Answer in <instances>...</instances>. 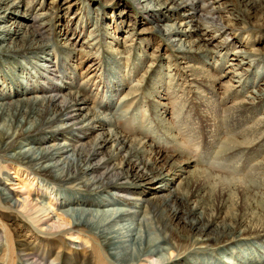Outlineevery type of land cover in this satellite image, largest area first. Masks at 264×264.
I'll return each mask as SVG.
<instances>
[{
	"label": "bare ground",
	"instance_id": "bare-ground-1",
	"mask_svg": "<svg viewBox=\"0 0 264 264\" xmlns=\"http://www.w3.org/2000/svg\"><path fill=\"white\" fill-rule=\"evenodd\" d=\"M36 1L0 0V172L8 175L0 179V205L20 216L24 225L44 239L23 240L22 256L36 260L39 254L47 253L53 256L51 264L62 260H72L71 264H264V210L259 213L254 209L251 213L246 206L255 200L249 184L262 185L264 161L251 164L248 156L239 162L245 178L232 185L222 179L213 188L210 200L204 195L211 177L206 169L209 166L189 172L185 168L190 162L181 161L165 171L172 156L161 158L150 144L116 131L113 114L107 111L113 99L97 107L85 97L91 80L99 75L103 78L104 66L106 77H110L108 72L116 76L117 60L109 61L114 68L108 69L109 63L103 64L95 49L102 38L100 23L92 24L83 42L86 55L97 57L91 75L82 80L86 84L83 87L72 81L76 68L68 61L70 53L76 51L75 42L72 44L76 37H66L67 32L60 33L57 40L46 36L51 18L48 11L40 12V7H35ZM128 1L139 12L166 20L163 24L156 21L154 31L169 44L171 56L183 61L181 68L190 72L188 77L207 89L208 95L198 90L196 96L200 99L196 98L203 108L185 112L179 127L185 131L175 128L178 135L189 137L197 132L207 145L210 138L215 141L223 133L218 128L225 127L223 135H232L219 143L227 156L218 153L216 160L221 162L220 170L234 167L237 157L245 153L244 147H253L264 138V112L256 118L258 108L250 114L244 109L264 101V82L250 91L247 101L223 108L232 114V121L228 119L230 114H221L212 94L217 81L211 71L215 65H207L209 55L215 54L220 45L208 48L206 43L215 35L205 36L208 32H230V22L220 23L221 17L214 16L216 8L206 11L210 3L203 5V0ZM89 9L83 8L79 17L86 26V17L93 13ZM94 10V17L102 13L101 9ZM246 17L249 23H256L258 30L264 29V14ZM132 33H127L128 37ZM192 35L196 37L190 41ZM56 49L63 54L59 61ZM239 56L237 62L235 57ZM255 58V54L236 50L225 73L240 78L242 73L236 71L243 66L251 68ZM64 63L72 67L70 76L64 72ZM204 66L209 73L202 71ZM218 67H225L224 62ZM112 81L104 88L115 97L122 80L119 84L116 78ZM235 81L230 88L239 87L240 81ZM133 96L129 92L123 99L131 100ZM119 115L116 119H126L123 112ZM91 132L95 133L93 138L84 141ZM159 160L163 166L157 170L155 163ZM151 165L154 168H149ZM254 167L257 173H251ZM175 170V176L181 177L182 172L190 178L185 182L184 197L198 202L192 210H184L173 195L174 178L169 175ZM232 195L238 197L235 205L229 200ZM157 199H161L162 206L155 205ZM178 213L185 229L183 235L173 233L169 223L170 216ZM53 241H61L62 246ZM190 253L198 254V258L191 261Z\"/></svg>",
	"mask_w": 264,
	"mask_h": 264
},
{
	"label": "rangeland",
	"instance_id": "rangeland-1",
	"mask_svg": "<svg viewBox=\"0 0 264 264\" xmlns=\"http://www.w3.org/2000/svg\"><path fill=\"white\" fill-rule=\"evenodd\" d=\"M209 3L210 5L207 6L206 11L216 8L214 16L221 17L219 19L221 21L220 23L228 24L230 22L231 24L228 27L230 32H208L205 37L215 35V38L210 39L206 43L208 48L220 45L216 50L218 53L215 51V54L209 55L210 60L207 65H215L211 71L217 81L212 90V94L218 102L220 109H222L221 114L222 112L226 113V115L230 114L228 119L232 121V114L223 108L241 103L243 100L247 101L246 96L250 91L252 89L257 90L259 84H262L260 82H264V74L260 73L264 71V29L258 30L256 23H249L246 17L251 15L254 18L263 15L264 0H203L202 2L203 5ZM35 7H40V12L44 10L49 13L50 17L48 18H51V26L46 36L50 37L51 40H57L60 33L64 32H67L68 36L66 37H76L77 40L72 41V44L75 42V45H73L76 51L73 50L70 53L71 60L68 61L76 68L72 81L75 84L79 83V85L82 83V80H85L91 75V65L97 59L95 55H86L85 51L87 48L83 42L88 38L89 28L92 24L100 23L102 26L100 28L102 38L97 46L98 48L95 49L99 51L97 55L99 57L102 56L103 64L106 62L109 63V61L114 63L117 60V64L115 65L116 73L114 72L116 76H111L108 72L107 75L113 78L106 77V66H104L103 78L100 75L98 78L94 77L90 83L88 82V87L82 83V86L86 87L84 91L85 97L89 100L91 106H97L102 102L106 103L110 98L113 99V105L107 111L113 114L116 131L128 137L135 136L138 139L140 138L143 142L150 144L156 152H160L161 158L172 156V161L170 160L171 162L168 164L169 166L164 165L166 167L165 171L173 163L181 161L190 162L185 168V171L188 170L189 172L209 166L206 169L211 177L208 192L204 194L207 197H205L206 199H209L211 195L214 196L212 190L218 186V183L222 179H225L232 185L235 184V180L245 178L239 162H244L248 156L251 157V164L264 161V138L256 142L253 147H244L243 151L245 153L242 152V156L240 157L239 155L237 157L238 160L234 164V167L220 170L219 163L221 162L216 160V156L218 153L221 156H227V154L223 153L220 143L232 135V133L230 135L228 132L227 135H223L226 131L225 127L224 129L222 126L218 128L219 131L223 130V133L220 134L219 138L216 136L215 139L217 142L210 138V144L207 145H205V138L200 137L197 132H194L195 134L193 133V135L191 133L189 137L184 133H182L183 136L178 135V130L185 131L179 128L185 118V112H199L203 108V105L200 106L196 98L198 97L200 99L199 96H196L198 95V90L201 93L203 92L202 95H208V92L205 91L207 89L201 85L200 81L198 83V81H193L194 78L188 77L190 72L181 68L183 61L171 56L172 52L169 44L161 39L158 33L154 31L156 21L159 24H163L166 20L160 17H152L141 11L139 12L128 0H37ZM83 8H90L89 11L93 12L86 17L88 26H86L84 20H79ZM95 8L102 10V13L97 17H94V13H96ZM234 16H237L239 19H227ZM253 18L250 21H253ZM180 21L178 20L177 22L180 23ZM129 32L135 33H132L128 37ZM195 37L196 35H192L190 41L195 39ZM224 41H227V43L225 44ZM61 42H64V40ZM236 50L247 52L250 56L251 54H255L256 57V61L251 67L252 69L243 66V69L239 68L236 71L237 73H242L240 78L225 73L228 70L226 64L231 62V58ZM253 51L254 53H250ZM62 55L59 49H56L55 56H57L58 61ZM235 58L237 62L241 59L240 56ZM221 62H224L225 67H218V64ZM109 64H106L108 65V69L109 67L114 68V64ZM63 68L64 72L70 76L72 67L66 66V63H64ZM247 68L249 71L243 73L244 69ZM201 69L203 72L209 73L205 70V66ZM98 74L100 72H97ZM223 74H225V77H222ZM114 78H116L118 84L120 80H122V83L120 82L121 86L114 92L116 94L115 97H111V91H106L104 87H109V80L112 81ZM230 80H234L235 83L233 81L230 82ZM235 80L240 81L239 87L237 89L230 88L232 84L236 85L237 82ZM45 84L47 85V82ZM129 92L135 96L131 100L123 99ZM195 98L196 101H194ZM198 104L199 106H197ZM255 108L259 109L258 116L256 117L259 118L260 114L264 112V101L247 108L244 107L248 114L253 113ZM120 112H123V114L129 117L126 116V119H116L117 116H120ZM244 127L245 130L246 126ZM236 133L233 132V134ZM83 134L81 133L80 135L84 136ZM94 135L95 133L91 132L83 139L89 142ZM194 138L195 141L193 142ZM255 149H257L256 152H253ZM101 156L103 155L101 154L98 158ZM143 159H146V157ZM162 166L163 161L161 162L159 160L155 163V169L157 170ZM149 168H154V166L151 165ZM257 171L256 167H254L251 173H257ZM177 172L175 170L169 175V178H174L171 182V188L175 189L173 195L177 197L178 202H180L184 210H192L198 205V202L194 200L189 202L184 197L186 196L185 182L190 178L186 173L182 172L179 173L181 177H177L175 176ZM7 176L4 171L0 172V179H6ZM182 178L184 179L182 180ZM247 181L246 179V185L248 184ZM248 187L255 193L253 203L249 201L246 204L249 209L248 212L253 213L255 209L260 213L261 210H264V178L262 185L249 184ZM162 193L166 194L165 192ZM258 197L260 198L258 199ZM179 198L182 199L180 200ZM237 199L238 197L235 195L229 198L234 205ZM153 202L156 206H162L160 203L161 199L154 200ZM180 218L181 213H178L176 216H170L169 223L171 224L173 233L183 235L185 234V229H183ZM40 235V233L30 229L28 225H24L20 216L18 218L12 215V213L10 214L5 209V206L0 205V264H51L53 256L47 253H42V256L39 254L40 258L37 257V261L31 256L25 258L22 256L20 246L22 241L27 238L43 241L44 239H41ZM53 242L58 246H62L61 241ZM66 243L69 242L66 241ZM45 246L47 247L46 244ZM80 252L82 253V251ZM205 252L208 251H203L202 254ZM197 255L190 253L189 257H191V261H194L192 258L197 257ZM71 262L73 261L66 262L62 260L61 263L58 262L57 264H71Z\"/></svg>",
	"mask_w": 264,
	"mask_h": 264
}]
</instances>
